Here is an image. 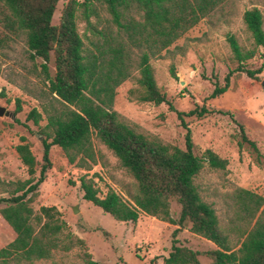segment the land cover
I'll use <instances>...</instances> for the list:
<instances>
[{"label": "trees", "instance_id": "16d2710c", "mask_svg": "<svg viewBox=\"0 0 264 264\" xmlns=\"http://www.w3.org/2000/svg\"><path fill=\"white\" fill-rule=\"evenodd\" d=\"M58 1L0 0V72L15 46L21 44L30 63L25 72L38 86L25 89L40 108L39 112L31 108L24 117L42 137L40 163L25 138L20 137L13 147L27 178L8 184L12 188L0 198V217L14 234L0 248V264H33L49 260L54 251L68 252L83 246L81 239L63 233L65 224L58 220L53 207H39L34 213L30 205L50 168L49 148L58 147L69 165L88 171L97 161L92 138L112 154L131 183L120 186V193L107 189L99 198L92 181L81 176L78 182L83 201L116 222L135 223L143 213L175 226L173 237L187 227L193 235L213 244L214 249L203 252L208 264H264V198L234 188L221 196V215L217 216L212 205L201 199L194 183L204 167L224 171L226 166V161L210 150L194 153L190 131L183 121L184 117L201 118L212 111L203 106L185 113L175 111L184 130L183 149H179L135 131L111 109L115 89L132 81L134 86L127 90L129 101L165 104L172 110L155 83L149 61L162 58V51L167 53L170 45L226 0H69L57 24L52 25ZM94 3L105 6L106 18H100ZM263 21L256 7L242 12L249 47L239 45L232 35L226 36L233 67L221 87L213 85L210 99L228 90L232 76L243 74L255 80L264 69ZM79 23L83 24L81 32ZM254 58L260 64L249 68L247 63ZM169 74L175 77L172 68ZM19 109L16 101L15 111ZM42 118L45 124L39 126ZM236 126L238 145L245 143L256 163H264L242 126ZM171 204L177 207L176 218L171 216ZM176 244L173 239L162 264H200L196 252ZM82 264L102 263L84 252Z\"/></svg>", "mask_w": 264, "mask_h": 264}, {"label": "rangeland", "instance_id": "374dc122", "mask_svg": "<svg viewBox=\"0 0 264 264\" xmlns=\"http://www.w3.org/2000/svg\"><path fill=\"white\" fill-rule=\"evenodd\" d=\"M69 0H59L51 24L56 25L62 7ZM100 18H106L105 6L94 3ZM250 7L258 8L264 18V0H226L214 12L199 20L179 39L162 51L160 59L149 61L157 87L165 94L172 110L165 104L152 105L127 99V90L134 86L125 81L115 89L112 110L135 131L159 139L162 143L183 149L184 130L180 127L175 111L187 112L194 107L211 110L201 118L184 117L194 145V153L200 155L210 150L226 161L224 171L204 167L194 178L201 199L212 205L220 216L221 196L234 188H242L264 198V163H256L254 153L245 144H239L236 124L254 142L264 158V69L255 80L243 74L229 79L228 90L210 99L213 85H223V78L233 65L226 41L232 35L239 45L249 47L241 24V14ZM92 21V19H91ZM79 32L83 24H78ZM264 30V21H263ZM260 64L257 58L247 63L249 68ZM30 63L24 58L21 44L15 46L10 60L2 65L0 72V107L8 116L0 117V198L6 197L8 184L27 178L24 166L19 162L13 147L23 137L30 145L35 160L40 163L41 140L38 130L25 121V114L39 102L25 88L36 87V79L25 72ZM172 68L174 78L169 74ZM136 77L137 74L134 73ZM38 87V86H37ZM16 101L19 111H15ZM223 113H227L224 115ZM45 124L44 118L38 123ZM97 154L96 163L84 171L69 165L56 146L48 151L50 168L44 181L39 184L38 196L30 205L37 213L39 207H53L56 217L65 224L63 233L83 241L82 247L68 252L54 251L49 260L33 264H82V254L88 253L92 260L102 264H162L170 250L173 239L197 254L200 264H208L203 252L214 249L209 241L193 235L187 227L179 229L174 237L173 225L139 213L135 223L114 221L109 215L82 200L79 178L92 181L97 196L102 198L107 189L120 193V186L130 184L131 179L118 165L112 154L92 138ZM38 167L35 177H37ZM3 205L0 204V208ZM76 208L73 213L72 209ZM171 216L176 218L177 207L170 206ZM14 237L11 229L0 217V248Z\"/></svg>", "mask_w": 264, "mask_h": 264}, {"label": "water", "instance_id": "95a60500", "mask_svg": "<svg viewBox=\"0 0 264 264\" xmlns=\"http://www.w3.org/2000/svg\"><path fill=\"white\" fill-rule=\"evenodd\" d=\"M264 85V81L261 82V86ZM1 116H8V112H6L2 107H0V117ZM73 213L76 212V208L72 209Z\"/></svg>", "mask_w": 264, "mask_h": 264}]
</instances>
